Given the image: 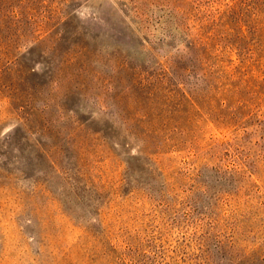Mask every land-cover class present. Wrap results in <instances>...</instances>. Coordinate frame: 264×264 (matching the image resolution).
I'll return each instance as SVG.
<instances>
[{
    "label": "rangeland",
    "instance_id": "rangeland-1",
    "mask_svg": "<svg viewBox=\"0 0 264 264\" xmlns=\"http://www.w3.org/2000/svg\"><path fill=\"white\" fill-rule=\"evenodd\" d=\"M0 264H264V0H0Z\"/></svg>",
    "mask_w": 264,
    "mask_h": 264
},
{
    "label": "trees",
    "instance_id": "trees-1",
    "mask_svg": "<svg viewBox=\"0 0 264 264\" xmlns=\"http://www.w3.org/2000/svg\"><path fill=\"white\" fill-rule=\"evenodd\" d=\"M231 70V73H229V71ZM234 68L233 69H228V68H225L223 70H221L222 72L221 73H227L228 76H229V80L231 81V78L232 76H234ZM246 76V75H245ZM218 87L221 89H224V88H228V87H231V82H226V81H223V82H220L217 84Z\"/></svg>",
    "mask_w": 264,
    "mask_h": 264
}]
</instances>
